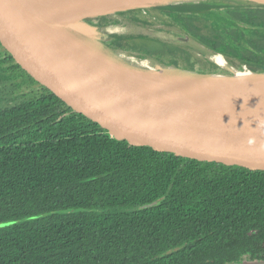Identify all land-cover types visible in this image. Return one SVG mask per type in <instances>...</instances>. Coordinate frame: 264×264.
<instances>
[{
    "label": "trees",
    "instance_id": "16d2710c",
    "mask_svg": "<svg viewBox=\"0 0 264 264\" xmlns=\"http://www.w3.org/2000/svg\"><path fill=\"white\" fill-rule=\"evenodd\" d=\"M153 14L264 71V6L191 3ZM143 46L166 51L153 41L135 48ZM1 85L0 264L264 260L263 169L115 139L40 86L0 44ZM24 86L31 91L19 93Z\"/></svg>",
    "mask_w": 264,
    "mask_h": 264
},
{
    "label": "water",
    "instance_id": "95a60500",
    "mask_svg": "<svg viewBox=\"0 0 264 264\" xmlns=\"http://www.w3.org/2000/svg\"><path fill=\"white\" fill-rule=\"evenodd\" d=\"M103 1L90 0L74 19L62 23L50 13L60 8L57 0H0V44L39 85L51 90L74 111L100 124L115 139L197 161L264 170V110L242 114H217L206 109L196 111L173 108L171 104H168L170 108L160 106L141 76L148 72L138 68L130 70L109 58L107 59L110 63L100 62L87 54L85 48L90 50L92 47L74 45L62 37L47 17L86 39L100 38V30L107 32L108 28L118 29L119 32L107 33L113 49L120 48L122 52L143 57L151 62L156 60L160 70L164 68L171 72L200 77L229 76L233 73L229 65H236L239 71H244L248 68L247 65L207 48L175 26L167 23L165 25L168 28H157L154 25L156 22L144 17L146 11L150 15L162 7L175 4L136 5L120 9L113 14L92 11ZM212 1H242L264 6V1L259 0ZM200 2L205 1H194L192 4ZM90 19L97 21L91 24ZM119 26L128 29L146 28L148 32H125L126 29ZM165 33L173 34L176 39L172 41L171 37L169 41L164 36ZM145 41L165 45L164 54L168 57H156L149 52L145 53L143 48H135L136 44ZM192 46L202 49L205 61L207 53L221 55L229 63L228 68L220 67L211 61L206 62L212 65L216 72L222 73L196 72L195 66L190 70L184 68L183 61H176V56H193ZM167 47L178 51L167 52L171 50ZM96 53L100 52L96 50ZM100 55L101 59L106 58L101 53ZM170 55L172 57L169 58ZM171 100L177 106L180 103L174 101L175 99ZM194 107L201 108L196 106V102ZM157 203L158 201H154L141 208H150ZM230 264H264V260H250L244 257Z\"/></svg>",
    "mask_w": 264,
    "mask_h": 264
},
{
    "label": "bare ground",
    "instance_id": "6f19581e",
    "mask_svg": "<svg viewBox=\"0 0 264 264\" xmlns=\"http://www.w3.org/2000/svg\"><path fill=\"white\" fill-rule=\"evenodd\" d=\"M57 1L59 2L60 8L56 11H51L50 13L54 19L62 23L70 22L76 17V14L80 9L90 2V0ZM194 1L200 0H104L98 6L93 8L92 11L113 14L120 9L131 7V5H183L184 2L192 3ZM204 1L205 2L200 3L209 4L216 2L212 0ZM223 3H230V1H223ZM154 16V14H150L149 18L152 21H156L157 19ZM47 20L56 27L62 37L74 45H80L83 47L87 46L89 48L93 45L91 39H86L84 36L74 32L70 28L57 25L49 20L48 17ZM107 32L114 33L119 32V30L110 28ZM85 49L87 50V54L97 60L99 59L100 62L103 61L110 63L107 58L101 59L100 53H96V50L92 48L90 50L87 48ZM205 59L206 61H211L225 69H227L229 65L225 58L214 53H207ZM129 64L135 66L134 68L151 70V68H148L149 66L147 67L143 63ZM229 66L233 71L229 76L214 75L200 77L193 74L190 75L171 72V70H164L160 75L152 74L153 72L151 73L150 71V74H144L143 78L146 87L150 89L149 91L155 96L157 104L167 108L169 107L168 104H171L173 108H183L184 110L196 111L206 109L209 112L217 114H242L263 111L264 73H254V71L248 68L244 69V71H239L236 65L231 64ZM171 99L179 101V105L177 106L174 102H171L173 101ZM194 102H196V106L201 108L194 107Z\"/></svg>",
    "mask_w": 264,
    "mask_h": 264
},
{
    "label": "rangeland",
    "instance_id": "374dc122",
    "mask_svg": "<svg viewBox=\"0 0 264 264\" xmlns=\"http://www.w3.org/2000/svg\"><path fill=\"white\" fill-rule=\"evenodd\" d=\"M142 14H144V13L142 12ZM148 14H149L148 11H146V13L144 14L145 15L144 17H149L150 15H148ZM89 21H90L91 24H93V23H95L97 21V19H90ZM153 22H156V23H154V25L157 26V28H163L164 26L167 27L166 26L167 25L166 22H161V21H157V20L153 21ZM119 27H123V26H119ZM138 27H140V25H138ZM138 27H134L132 29L131 28L128 29L127 27L126 28L123 27V28L126 29L125 32L131 31V33H135V32L146 33V32H148V29L146 30V28H138ZM108 29H110V28H108ZM155 30H157V29H155ZM158 30L162 31V29H158ZM100 31H101V37L100 38L91 37V39L93 41L92 42L93 45L91 47L96 49L98 52H100L106 58H109V59L111 58V60H114L117 64H119V66L121 65V66L127 67L128 69L131 70V69H135L134 68L135 66H133V65H131L129 63H133V64L143 63L147 67L149 66L148 68H151V70L142 69V71L148 72V73H145V74H150V71H151V73L153 72L152 74H155V75H160L165 70L164 68H163V70L158 69L157 66H160V65H159L158 61H156V60H154V62H151V61L145 60L143 57L139 58V56H136L134 54H130V53H127V52H122L120 50V48H119V50H118V48H114L113 49L110 46V41L111 40H109L108 36H107L108 32L103 31V30H100ZM158 34L162 35L160 33H158ZM164 36L169 41H171L170 40L171 37H172V41H173V39H176V38H174L173 34L171 35L169 33H165ZM191 51H193V56H191L190 60L191 61L194 60L195 62L194 63H189V64H192V65L195 66L196 72L205 73V74L222 73L221 71H217L216 72V70H214L212 68V65H210L208 62H206L204 60V54H203L202 49H200L197 46H192ZM198 69H200V70H198ZM207 71H210V72H207ZM141 76H143V75H141ZM1 88H2V85L0 86V89ZM34 89H37V86H34ZM29 91H31L30 88H27L26 86H24V87H22V89L20 90L19 93H27ZM5 102L6 101H3V103H5Z\"/></svg>",
    "mask_w": 264,
    "mask_h": 264
},
{
    "label": "flooded vegetation",
    "instance_id": "af4514ba",
    "mask_svg": "<svg viewBox=\"0 0 264 264\" xmlns=\"http://www.w3.org/2000/svg\"><path fill=\"white\" fill-rule=\"evenodd\" d=\"M143 17V16H142ZM143 49H145V50H143L145 53H147L148 51L147 50H149L148 48H147V46H143ZM150 53V55H154V56H156V57H158V56H160V57H168V56H166L165 54H152V52H149ZM148 58H149V56H147ZM170 57H172L171 55L169 56V58ZM177 58H176V61H178L179 60V62H180V60L181 61H183V64H184V68H186V69H188V70H190V69H192V67L194 66V65H192V64H189V63H194V60H190L191 59V57H186L184 54L182 55V56H176ZM186 65H187V67H186Z\"/></svg>",
    "mask_w": 264,
    "mask_h": 264
}]
</instances>
